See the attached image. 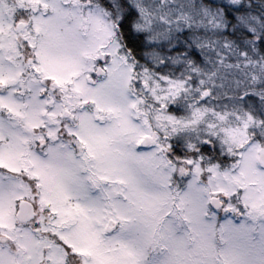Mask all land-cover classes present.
Listing matches in <instances>:
<instances>
[{"label":"snow or ice","instance_id":"1","mask_svg":"<svg viewBox=\"0 0 264 264\" xmlns=\"http://www.w3.org/2000/svg\"><path fill=\"white\" fill-rule=\"evenodd\" d=\"M0 264H264V0H0Z\"/></svg>","mask_w":264,"mask_h":264}]
</instances>
